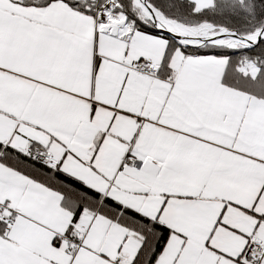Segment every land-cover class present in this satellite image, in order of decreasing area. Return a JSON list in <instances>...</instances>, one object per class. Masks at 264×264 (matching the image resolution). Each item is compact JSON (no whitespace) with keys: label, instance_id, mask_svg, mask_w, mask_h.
<instances>
[{"label":"snow or ice","instance_id":"obj_1","mask_svg":"<svg viewBox=\"0 0 264 264\" xmlns=\"http://www.w3.org/2000/svg\"><path fill=\"white\" fill-rule=\"evenodd\" d=\"M0 264H264V0H0Z\"/></svg>","mask_w":264,"mask_h":264}]
</instances>
